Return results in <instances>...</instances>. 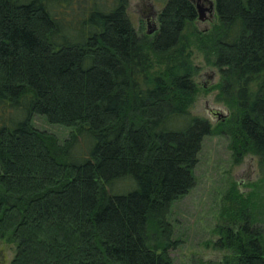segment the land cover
<instances>
[{
  "label": "trees",
  "instance_id": "16d2710c",
  "mask_svg": "<svg viewBox=\"0 0 264 264\" xmlns=\"http://www.w3.org/2000/svg\"><path fill=\"white\" fill-rule=\"evenodd\" d=\"M162 6L151 38L129 0H0V240L10 264H174L172 205L196 185L207 121L188 106L191 0ZM207 36L220 94L234 109L223 131L264 178V0H215ZM73 129L61 143L33 116ZM83 148L84 158L76 149ZM247 203V202H244ZM248 205L245 204V207ZM225 227L217 264H264V233Z\"/></svg>",
  "mask_w": 264,
  "mask_h": 264
},
{
  "label": "rangeland",
  "instance_id": "374dc122",
  "mask_svg": "<svg viewBox=\"0 0 264 264\" xmlns=\"http://www.w3.org/2000/svg\"><path fill=\"white\" fill-rule=\"evenodd\" d=\"M127 11L136 30L148 35L147 18L153 29L162 6L155 0H129ZM206 16L210 14L206 12ZM217 23L215 13L211 19L198 18L185 31L191 42V63L195 68L192 80L197 87L188 109L192 115L207 120L213 131L204 138L198 155L195 187L172 205L168 217L173 226V239L178 241V246L169 250L174 264H217L235 256L234 249L217 244L225 238L222 233L225 227L233 226L236 231L245 226L247 220L242 217L245 212L253 218L250 231L264 233V178L259 171L258 157L250 152L237 159L231 136L222 132V124L232 119L234 109L220 94L222 75L214 65L216 56L206 53L210 45L207 36ZM154 34L148 36L153 38ZM210 109L226 116L214 117ZM33 124L57 136L61 143L73 134L72 128L51 124L41 115L33 116ZM84 152L83 148H77L75 154L77 158H84ZM15 255L16 245L7 239L0 240V264H10Z\"/></svg>",
  "mask_w": 264,
  "mask_h": 264
},
{
  "label": "water",
  "instance_id": "95a60500",
  "mask_svg": "<svg viewBox=\"0 0 264 264\" xmlns=\"http://www.w3.org/2000/svg\"><path fill=\"white\" fill-rule=\"evenodd\" d=\"M191 1L195 4V6L197 8L199 20H206V19H211L214 17V15L216 13L215 0H199V2H196V0H191ZM206 12L209 13L210 16H206ZM151 26H152V23H151V20L149 19V23H148L149 29L147 30L148 35H152L155 32H157L158 22L153 29H150ZM210 113L214 117L215 116L216 117H222V116L224 117V115H225V114H222L221 112H219L217 110H213V109H210Z\"/></svg>",
  "mask_w": 264,
  "mask_h": 264
},
{
  "label": "flooded vegetation",
  "instance_id": "af4514ba",
  "mask_svg": "<svg viewBox=\"0 0 264 264\" xmlns=\"http://www.w3.org/2000/svg\"><path fill=\"white\" fill-rule=\"evenodd\" d=\"M147 21L149 22V18H147Z\"/></svg>",
  "mask_w": 264,
  "mask_h": 264
}]
</instances>
